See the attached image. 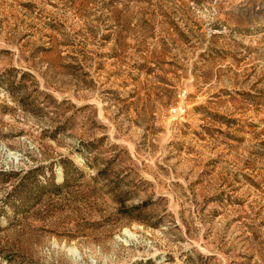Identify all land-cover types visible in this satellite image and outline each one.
Wrapping results in <instances>:
<instances>
[{
    "label": "rangeland",
    "instance_id": "obj_1",
    "mask_svg": "<svg viewBox=\"0 0 264 264\" xmlns=\"http://www.w3.org/2000/svg\"><path fill=\"white\" fill-rule=\"evenodd\" d=\"M0 264H264V0H0Z\"/></svg>",
    "mask_w": 264,
    "mask_h": 264
}]
</instances>
